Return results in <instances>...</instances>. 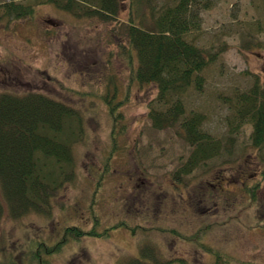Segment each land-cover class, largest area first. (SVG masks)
<instances>
[{
  "label": "rangeland",
  "instance_id": "rangeland-1",
  "mask_svg": "<svg viewBox=\"0 0 264 264\" xmlns=\"http://www.w3.org/2000/svg\"><path fill=\"white\" fill-rule=\"evenodd\" d=\"M9 2L32 11L3 16ZM65 2L0 0V92H40L74 112L66 123L72 171L48 169L57 178L74 175L53 192L51 207L14 219L0 193V264H36L38 241L57 243L67 225L106 230L65 240L55 253L41 254L47 264H120L149 243L170 264H212L214 253L228 256L225 264H264V146L252 147L251 122L236 126L233 104L255 83L264 89V0L192 6L198 18L187 37L214 59L201 72L202 86L180 100L186 114L202 115L201 131L218 152L188 174L180 168L192 147L179 125L153 128L147 114L157 107L156 90L130 82L135 54L126 35L129 24L152 28L175 0H118L113 17L84 14L99 2L76 1L70 10ZM118 215L127 227H110ZM198 235L209 255L202 244L197 250Z\"/></svg>",
  "mask_w": 264,
  "mask_h": 264
},
{
  "label": "trees",
  "instance_id": "trees-1",
  "mask_svg": "<svg viewBox=\"0 0 264 264\" xmlns=\"http://www.w3.org/2000/svg\"><path fill=\"white\" fill-rule=\"evenodd\" d=\"M48 1L59 4L60 0ZM66 1L67 3L61 7L70 10L72 5L78 4L76 1L80 0ZM91 1L99 2V9L102 11L95 7L90 9L85 7V15L102 13L113 17L118 12V0ZM196 1L199 0H175L176 4L168 5L158 14L152 28L129 24L126 29L129 45L135 54L130 82L140 88L151 85L156 90L153 104L157 107H148L147 114L152 127L164 130L178 124L179 127H175L177 132L192 147L180 168L182 174H188L198 166L205 165L218 152L216 150L218 143L201 131L202 115L196 111L186 114L180 100V96L190 87L198 89L202 86L201 72L214 59V55L206 54L205 50L187 37L194 29L192 27L194 19L198 18V14L192 11L195 10L192 6ZM208 2L210 0H204V5ZM1 10L3 16L13 13L16 17L22 18L31 13L32 6L9 2L5 3ZM105 101H110L108 104H111V99ZM233 104L236 106L235 114L239 119L236 126L245 121L251 122L252 147L256 150L262 148L264 89L259 83H255L250 90L239 94ZM116 106L115 104L109 107L113 117ZM71 116H74V112L69 105L46 94L35 91L0 92V193L8 214L14 219L32 212L41 213L48 204L51 207L49 200L53 192L58 190L64 181H68L67 177H73L72 172L63 173L66 175L64 177L62 174L59 175L61 177L59 179L48 170L52 166L62 168L65 165L68 169L72 167L74 154L70 136L66 131V123ZM50 160L53 161L52 165H48ZM1 203L0 201V220L3 214ZM119 216L113 218L110 227L119 225L127 227L125 221L117 218ZM93 223L98 224L94 218ZM105 230L98 232L94 226L90 231H86L79 225H67L63 228V236L57 243L45 245L43 240L38 241L34 254L36 264H47L46 259L41 258V254L55 253L57 247L65 240L79 239L83 236H103L101 234ZM163 230L171 235H177V238L180 235L181 239H178L185 240V235L179 231ZM196 243L197 250L205 247L200 235L196 238ZM200 244L203 247H200ZM205 248L209 255L211 247L210 250L207 246ZM153 250L154 246L149 243L140 248L139 257H129L120 264H170L169 260L161 261ZM213 256L215 260L212 264H225L226 259L229 260L228 256L222 257L223 254L214 253ZM33 263L28 261L27 264Z\"/></svg>",
  "mask_w": 264,
  "mask_h": 264
}]
</instances>
